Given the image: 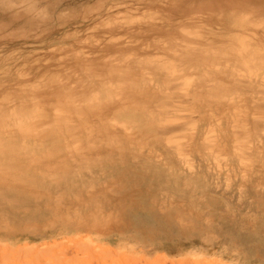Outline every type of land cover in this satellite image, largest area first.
<instances>
[{
    "label": "rangeland",
    "instance_id": "374dc122",
    "mask_svg": "<svg viewBox=\"0 0 264 264\" xmlns=\"http://www.w3.org/2000/svg\"><path fill=\"white\" fill-rule=\"evenodd\" d=\"M0 264H264V0H0Z\"/></svg>",
    "mask_w": 264,
    "mask_h": 264
},
{
    "label": "bare ground",
    "instance_id": "6f19581e",
    "mask_svg": "<svg viewBox=\"0 0 264 264\" xmlns=\"http://www.w3.org/2000/svg\"><path fill=\"white\" fill-rule=\"evenodd\" d=\"M118 105V104H117ZM93 106V105H92ZM99 117V116H98ZM38 188V187H37ZM43 192H44V190H43Z\"/></svg>",
    "mask_w": 264,
    "mask_h": 264
}]
</instances>
